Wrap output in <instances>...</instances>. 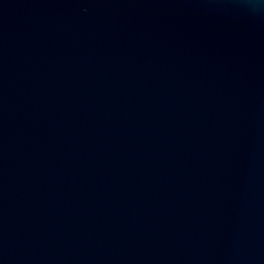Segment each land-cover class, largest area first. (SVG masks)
Masks as SVG:
<instances>
[{
  "label": "water",
  "instance_id": "95a60500",
  "mask_svg": "<svg viewBox=\"0 0 264 264\" xmlns=\"http://www.w3.org/2000/svg\"><path fill=\"white\" fill-rule=\"evenodd\" d=\"M0 264H264V0H0Z\"/></svg>",
  "mask_w": 264,
  "mask_h": 264
}]
</instances>
